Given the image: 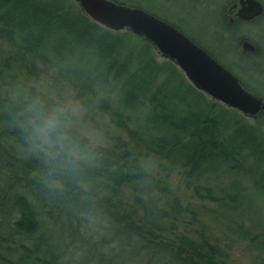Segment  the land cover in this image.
<instances>
[{
    "label": "trees",
    "instance_id": "trees-1",
    "mask_svg": "<svg viewBox=\"0 0 264 264\" xmlns=\"http://www.w3.org/2000/svg\"><path fill=\"white\" fill-rule=\"evenodd\" d=\"M228 6L229 34L246 23L232 22ZM147 12L236 75L183 26ZM158 54L144 36L93 21L75 0H0V264H226L208 222L248 242L264 264V226L254 208L264 201V111L252 124ZM37 97L76 101L95 128L104 130L106 117L121 133L103 147L73 130L91 162L70 169L56 155L60 166L47 163L28 133L26 108ZM177 171L202 204H183L170 183ZM183 217L200 226L197 239L175 237Z\"/></svg>",
    "mask_w": 264,
    "mask_h": 264
},
{
    "label": "rangeland",
    "instance_id": "rangeland-1",
    "mask_svg": "<svg viewBox=\"0 0 264 264\" xmlns=\"http://www.w3.org/2000/svg\"><path fill=\"white\" fill-rule=\"evenodd\" d=\"M124 2H134L135 4L142 3L145 6L156 10L162 17L168 18L170 21L183 26V28L192 34L197 40L214 48L222 59L235 71L243 83L252 92L264 98V16L255 22H247L233 33L224 31L222 15L224 8L229 3L227 8V16L231 20L236 19V15L230 13V9L235 3L233 0H121ZM233 1V2H232ZM237 1V0H236ZM264 4V0H260ZM231 2V3H230ZM141 4V5H142ZM246 36L241 45H238V39ZM250 41L256 46L258 56L243 57L241 52L244 51L243 42ZM159 60L164 59L160 54L157 55ZM26 86L33 87L32 89L40 91L42 83L34 78H24L22 81ZM51 97L56 101L54 95ZM71 106L75 109L77 115L73 130L79 131L83 137L87 138L96 146H107L109 136L119 135V132L114 126L109 123L105 117L101 119V125L104 130L95 128L93 120L86 117L85 108L78 102L69 100ZM247 120L252 124L255 123L254 117L246 116ZM104 123V124H103ZM45 156V161L50 163L55 161L58 166L60 162L58 156L51 151L42 150ZM177 171L171 176L170 183L178 195L181 197L183 204H202L192 189V185ZM124 203L131 204L133 202L129 190L123 192ZM262 201V200H261ZM205 203V202H204ZM256 216L261 218L260 222L264 226V201L256 202ZM255 216V217H256ZM184 220V221H183ZM178 224L175 237L197 239L199 227L190 228L189 219L183 217ZM206 232L211 238L212 243H216L217 249L220 252L221 260L226 264H262V258L258 251L253 249L246 241H235L232 236L228 235L221 227L208 222ZM135 264H144V260L134 261Z\"/></svg>",
    "mask_w": 264,
    "mask_h": 264
},
{
    "label": "water",
    "instance_id": "water-1",
    "mask_svg": "<svg viewBox=\"0 0 264 264\" xmlns=\"http://www.w3.org/2000/svg\"><path fill=\"white\" fill-rule=\"evenodd\" d=\"M75 1L98 24L116 32L129 29L144 36L163 58L175 61L188 80L213 100L245 116L255 117L264 111L261 98L246 90L231 70L169 22L113 0ZM240 5L237 17L241 20L250 22L264 13L260 0H240ZM243 48L248 52L256 50L248 40L243 42Z\"/></svg>",
    "mask_w": 264,
    "mask_h": 264
},
{
    "label": "clouds",
    "instance_id": "clouds-1",
    "mask_svg": "<svg viewBox=\"0 0 264 264\" xmlns=\"http://www.w3.org/2000/svg\"><path fill=\"white\" fill-rule=\"evenodd\" d=\"M26 112L29 137L35 147L61 156L70 169L91 162L90 153L73 135L77 113L70 102L48 104L37 97L28 104Z\"/></svg>",
    "mask_w": 264,
    "mask_h": 264
},
{
    "label": "flooded vegetation",
    "instance_id": "flooded-vegetation-1",
    "mask_svg": "<svg viewBox=\"0 0 264 264\" xmlns=\"http://www.w3.org/2000/svg\"><path fill=\"white\" fill-rule=\"evenodd\" d=\"M141 4H142V3H140V6H142L143 9H145V10L147 9V11H151V12H153V13H156L157 15H160L158 12H156V10H154V9H152V8H149V7L145 6L144 4H142V5H141ZM263 5H264V4H263ZM235 6H236V7H235ZM240 7H241V5H240V0H237V1H235V3L233 4V6H232L231 9H230V13H233V15H236V18H238V17H237V14H238V11H239ZM140 8H141V7H140ZM263 16H264V13H263V15H262L261 17L255 19V20H253V21H250V23L259 20V19L262 18ZM238 20L244 22L243 20H241V19H239V18H238ZM231 21L233 22L234 20L231 19ZM257 52H258V50H255V51H253V52H249V53H251V54H257ZM239 79H240V78H239ZM240 81H241V80H240ZM241 83H243V82L241 81ZM242 85H243V84H242ZM248 91L251 92L252 94H254L255 96L261 98V99L264 101V98H263V97H260V96L257 95L256 93L252 92L250 89H249ZM262 112H263V111H262Z\"/></svg>",
    "mask_w": 264,
    "mask_h": 264
},
{
    "label": "bare ground",
    "instance_id": "bare-ground-1",
    "mask_svg": "<svg viewBox=\"0 0 264 264\" xmlns=\"http://www.w3.org/2000/svg\"><path fill=\"white\" fill-rule=\"evenodd\" d=\"M257 116H258V115H257ZM257 116H255V117H257ZM248 117H253V116H248ZM255 117H254V118H255Z\"/></svg>",
    "mask_w": 264,
    "mask_h": 264
}]
</instances>
